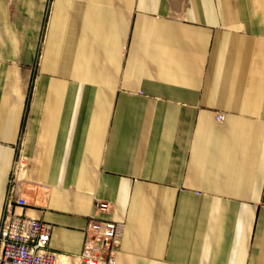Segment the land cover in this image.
I'll list each match as a JSON object with an SVG mask.
<instances>
[{"label":"crops","instance_id":"crops-1","mask_svg":"<svg viewBox=\"0 0 264 264\" xmlns=\"http://www.w3.org/2000/svg\"><path fill=\"white\" fill-rule=\"evenodd\" d=\"M97 201L117 264H264V0H0V223Z\"/></svg>","mask_w":264,"mask_h":264},{"label":"built area","instance_id":"built-area-1","mask_svg":"<svg viewBox=\"0 0 264 264\" xmlns=\"http://www.w3.org/2000/svg\"><path fill=\"white\" fill-rule=\"evenodd\" d=\"M6 1L12 3L14 0ZM216 119L221 121L223 115H217ZM22 191V187L14 183L6 199L8 204L28 206ZM109 209L106 202L95 203L94 214L89 217L85 229L81 254L65 257L66 260L73 264H117L123 223L98 218V213ZM51 233L49 223L14 212L7 213L0 223V264H58L62 256L48 248Z\"/></svg>","mask_w":264,"mask_h":264},{"label":"bare ground","instance_id":"bare-ground-1","mask_svg":"<svg viewBox=\"0 0 264 264\" xmlns=\"http://www.w3.org/2000/svg\"><path fill=\"white\" fill-rule=\"evenodd\" d=\"M58 264H73V263L66 260L65 258H60V262Z\"/></svg>","mask_w":264,"mask_h":264}]
</instances>
